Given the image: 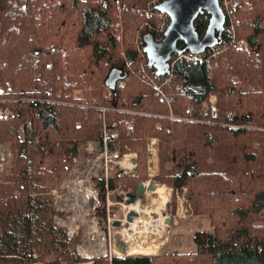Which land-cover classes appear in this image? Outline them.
<instances>
[{
  "label": "trees",
  "instance_id": "16d2710c",
  "mask_svg": "<svg viewBox=\"0 0 264 264\" xmlns=\"http://www.w3.org/2000/svg\"><path fill=\"white\" fill-rule=\"evenodd\" d=\"M153 1L0 0V144L11 157L0 174V264H264V0H231L242 47L222 35L196 64L174 55L159 78L143 33L159 40L169 20ZM208 18L194 22L200 36ZM148 138L172 164L153 180L171 189L173 212L185 189L212 231L194 234L192 253L80 257L53 221L62 213L52 190L83 145L136 154L135 175L97 180L104 218L107 192L135 194L148 180Z\"/></svg>",
  "mask_w": 264,
  "mask_h": 264
},
{
  "label": "rangeland",
  "instance_id": "374dc122",
  "mask_svg": "<svg viewBox=\"0 0 264 264\" xmlns=\"http://www.w3.org/2000/svg\"><path fill=\"white\" fill-rule=\"evenodd\" d=\"M152 3L156 5L157 1L154 0ZM118 24L117 22L115 26H118ZM161 24L159 23L158 26ZM233 27L235 32V26L233 25ZM147 32L148 30L144 31L143 35H146ZM142 46L145 47V44L143 43ZM76 95L79 94L77 93ZM209 101L210 104L214 102L216 106V97L214 95L209 97L208 106ZM0 115H3L1 110ZM151 145L154 148L152 167L148 156ZM105 152L107 154L113 153L107 151L105 145L102 147L99 142H90L81 146L80 156L76 164L71 168L60 185L51 192L54 207L62 213V216H55L53 221L57 226L67 230L69 239L73 237L77 239V254L83 258H96L105 255L111 257L151 256L165 252L192 253L196 251L193 236L196 232L212 231L209 219L207 216H195L193 214L192 207L185 196V189L183 193L179 192L176 194V206L173 212V208L170 206L171 189L153 180L160 172L169 171L172 165L169 161L160 158V141L157 138H148L146 140L148 180L140 183H145L141 195L137 196L133 203H127L126 201L129 198L126 197V192L109 191L108 195H105L107 211L103 218L97 210V208L100 209L102 207L98 199L100 188L97 180L101 177L113 176L114 174L135 175L137 167V156L133 153L131 155H134L132 159L134 169L129 170L121 167L120 164L124 156H127L124 155L116 160L117 166L111 172L109 171L111 164L107 163L109 157ZM10 158L9 146L0 144V174L9 172ZM156 187L168 190V203L165 204L161 213H155L154 206L150 203L151 199L144 192ZM136 202L139 203L138 207H132ZM143 211H146L147 217L152 221L161 219L163 226L154 230L153 235L148 234L150 239L146 243L138 239V234L130 239L126 236L127 234L122 237V231L130 228V222L132 223L136 217L141 220L147 218ZM132 212L133 215H131ZM112 214L115 215L114 222H120L117 227L108 221V217L112 216ZM142 215H145V218ZM167 219L170 220V224L166 223ZM145 227L148 228L149 225L145 224ZM132 233L134 234V231ZM134 240L136 242L135 248L132 249L131 245ZM138 241L140 242L137 243Z\"/></svg>",
  "mask_w": 264,
  "mask_h": 264
},
{
  "label": "water",
  "instance_id": "95a60500",
  "mask_svg": "<svg viewBox=\"0 0 264 264\" xmlns=\"http://www.w3.org/2000/svg\"><path fill=\"white\" fill-rule=\"evenodd\" d=\"M155 10L167 16L169 20L163 36L158 41L152 36L143 37L144 52L158 78L169 73L170 61L174 55H200L222 42L226 16L219 0H163L155 6ZM202 14H207L209 18L207 27L200 36L194 22ZM179 41L183 43L181 47L177 45ZM143 190L144 186L140 184L135 194L126 193L129 198L126 202L133 203ZM180 192L183 193L184 190ZM166 223L170 224V220L167 219ZM113 225L117 227L120 222L116 221Z\"/></svg>",
  "mask_w": 264,
  "mask_h": 264
},
{
  "label": "bare ground",
  "instance_id": "6f19581e",
  "mask_svg": "<svg viewBox=\"0 0 264 264\" xmlns=\"http://www.w3.org/2000/svg\"><path fill=\"white\" fill-rule=\"evenodd\" d=\"M150 148L151 149L149 151V162H150V166L152 167L153 158H154L153 145H151ZM133 157L134 156H128V155L124 156V159L122 160V162L120 164L121 167H123L125 169H129V170L134 169L133 168V160H132ZM143 186L145 187V183L143 184ZM144 192H145V195L151 199L150 203L154 206V207L153 206L152 207L154 208L155 213H161L162 210H164L165 204L168 203L167 202V200L169 198V196L167 194L168 190L165 189V188H162V187H156V188H152L150 190H145ZM151 204L148 206L149 208H150ZM138 205H139V203L136 202L134 205H132V207L137 208ZM134 211L136 212V210H134ZM143 213H145V215H146L145 217H147L146 211H143ZM145 224H148L149 227L148 228L145 227ZM160 226L161 227L163 226L161 219L156 220V221H152L148 217L146 219H142V220L140 218L136 217L135 220L132 221V223L130 222V228H128L127 230H123L122 231V237L125 236V234H127L126 236L129 237V239H130V238H132V236L138 234L139 235L138 239H140V240H142L143 242L146 243L150 239L148 234H152L153 235V231L156 230L157 228H161ZM132 231H134V234L132 233ZM135 239H137V238H135ZM139 242L140 241H138L137 243H139ZM135 243L136 242L134 240L133 244L131 245L132 249L135 248Z\"/></svg>",
  "mask_w": 264,
  "mask_h": 264
},
{
  "label": "built area",
  "instance_id": "2783aa9c",
  "mask_svg": "<svg viewBox=\"0 0 264 264\" xmlns=\"http://www.w3.org/2000/svg\"><path fill=\"white\" fill-rule=\"evenodd\" d=\"M219 4H220L221 9L223 10V12H224V14L226 16V22H225V25H224V29H223L222 35H224L228 39V42H227L228 45L233 46V47H242L244 45V41L243 40H238L235 37L234 27H233V24L231 23V20H230V8H231V4H232L231 0H221V1L219 0ZM164 31H165L164 26L160 25L156 29V34L158 36L162 37ZM177 58H179V59L180 58H184L186 62H190L191 61L194 64H196V63L201 61L202 54L201 55H191L189 53H187V54L184 53L182 55H177ZM170 67H171V63H170ZM155 90H156L157 93L161 94V90H160L159 87L155 86ZM160 99L161 100L163 99L164 101L166 100L167 103H170V101H171L170 98H165L163 95H161ZM208 108L210 109L211 113H213V114L216 113V106H215L214 102H211V104H210V101H209ZM229 117H230V114H229ZM104 139H105V137H104ZM104 144H105V141H104ZM114 153H116V154H114ZM105 154L108 155V157H109V160L107 161V163L111 164V166L109 167V171L113 172L115 167L117 166L116 160L119 159V157H120L119 153H118V151H114L113 153H110V154H107L105 152ZM126 175H130V174H126ZM105 178H107V177H105ZM106 195H108V192L106 193ZM123 195H125V194H123ZM114 217H115L114 214H112V216L108 217V221L112 225H113V222L115 220Z\"/></svg>",
  "mask_w": 264,
  "mask_h": 264
},
{
  "label": "crops",
  "instance_id": "0c3cea01",
  "mask_svg": "<svg viewBox=\"0 0 264 264\" xmlns=\"http://www.w3.org/2000/svg\"><path fill=\"white\" fill-rule=\"evenodd\" d=\"M128 155H131V154H128Z\"/></svg>",
  "mask_w": 264,
  "mask_h": 264
}]
</instances>
